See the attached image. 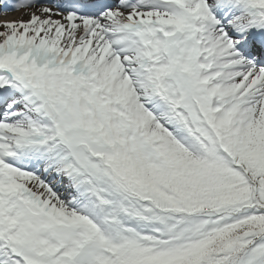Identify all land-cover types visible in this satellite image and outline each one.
<instances>
[{"label": "snow or ice", "instance_id": "obj_1", "mask_svg": "<svg viewBox=\"0 0 264 264\" xmlns=\"http://www.w3.org/2000/svg\"><path fill=\"white\" fill-rule=\"evenodd\" d=\"M16 7L0 264H264V0Z\"/></svg>", "mask_w": 264, "mask_h": 264}, {"label": "bare ground", "instance_id": "obj_2", "mask_svg": "<svg viewBox=\"0 0 264 264\" xmlns=\"http://www.w3.org/2000/svg\"><path fill=\"white\" fill-rule=\"evenodd\" d=\"M29 17L26 14V11L12 13L8 15H3V17H0V21H6V20H19V19H25L27 20Z\"/></svg>", "mask_w": 264, "mask_h": 264}]
</instances>
